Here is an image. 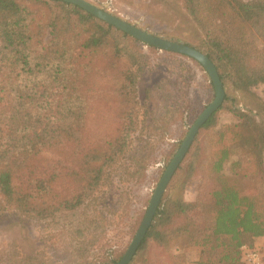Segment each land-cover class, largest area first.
Here are the masks:
<instances>
[{"label":"trees","instance_id":"1","mask_svg":"<svg viewBox=\"0 0 264 264\" xmlns=\"http://www.w3.org/2000/svg\"><path fill=\"white\" fill-rule=\"evenodd\" d=\"M182 3L223 87L254 96L264 85V0ZM253 32L261 47L248 38ZM143 45L72 3L0 0V215L52 222L78 213L73 239L100 237L104 189L122 160L144 176L148 141L138 137L144 120L137 89L149 62ZM165 101L170 124L185 108ZM217 111L176 169L169 186L175 196L164 195L138 251L153 243L168 264H179L185 255L174 249L187 247L198 249L197 264H243L241 246L264 238V128L240 110L236 122L218 127ZM136 141L144 144L140 153ZM199 172L205 181L193 200L184 199ZM245 178L259 179L261 188L242 193Z\"/></svg>","mask_w":264,"mask_h":264},{"label":"rangeland","instance_id":"2","mask_svg":"<svg viewBox=\"0 0 264 264\" xmlns=\"http://www.w3.org/2000/svg\"><path fill=\"white\" fill-rule=\"evenodd\" d=\"M87 1L147 32L191 45L203 52L204 35L184 9L182 0ZM248 38L259 47L262 46L256 33H251ZM155 49L151 50L145 44L142 47L149 56V62L137 87L140 116L144 120L142 133L138 137L148 141L143 178L132 174L134 167L130 166L128 157L122 160L112 184L104 189L105 201L102 204L107 206L104 210L107 220L102 234L94 241L90 238H85L84 241L73 239L72 230L76 218L79 217L78 213L52 222L24 219L15 212L0 215V264H114L123 256L140 226L153 190L166 165L193 121L214 99L209 76L196 60H190V57L182 54ZM178 62H185L186 69L179 68ZM156 84L159 85L157 89L154 88ZM223 88V108L216 113L218 127L236 122L234 111L240 110L249 114L264 128V85L253 88L254 96L243 94L231 87ZM166 97L185 108L170 124L163 120L162 106L166 104ZM142 145V142L136 141L134 149L140 153ZM224 174L230 176L229 164L225 165ZM202 176L200 172L193 175L183 192L184 199L191 201L195 198L198 186L205 181ZM170 181L161 201L166 193L171 197L175 196V189L169 187ZM239 188L245 194L255 193L261 188L260 180L241 179ZM82 209L89 212L88 208ZM191 216L195 220L202 217L197 210ZM81 243H84L82 247L84 254H87L84 263L80 262L83 253L78 250ZM256 246L264 253V242ZM174 252L185 255L179 264H197L198 249L183 247L174 249ZM26 257L32 259L24 261ZM128 264L168 262L161 249L152 243L142 251L136 250Z\"/></svg>","mask_w":264,"mask_h":264},{"label":"water","instance_id":"3","mask_svg":"<svg viewBox=\"0 0 264 264\" xmlns=\"http://www.w3.org/2000/svg\"><path fill=\"white\" fill-rule=\"evenodd\" d=\"M64 2L72 3L80 6L87 12L91 13L95 17L105 21L106 23L113 25L114 27L120 29L121 31L127 33L128 35L138 39L145 45L155 47L159 50L170 51L178 54L188 56L196 60L208 74L210 82L212 83L214 89V99L200 112V114L193 121L189 127L186 135L182 139L178 149L166 165L156 187L153 190L152 196L146 208L143 219L137 229L134 237L132 238L128 248L124 252L123 256L114 264H128L132 257L134 256L137 248L139 247L141 241L143 240L146 231L148 230L156 210L159 206L161 198L163 196L166 187L175 173L176 169L184 159L186 153L188 152L196 134L198 133L200 127L206 122V120L216 112L225 96L224 88L222 82L219 78L218 72L214 63L209 59V57L197 48L170 39L163 38L159 35L147 32L113 14L108 12L106 9L98 7L87 0H61ZM84 264H99V263H84Z\"/></svg>","mask_w":264,"mask_h":264},{"label":"built area","instance_id":"4","mask_svg":"<svg viewBox=\"0 0 264 264\" xmlns=\"http://www.w3.org/2000/svg\"><path fill=\"white\" fill-rule=\"evenodd\" d=\"M241 259L243 264H264V255L256 245L253 247L242 245Z\"/></svg>","mask_w":264,"mask_h":264},{"label":"crops","instance_id":"5","mask_svg":"<svg viewBox=\"0 0 264 264\" xmlns=\"http://www.w3.org/2000/svg\"><path fill=\"white\" fill-rule=\"evenodd\" d=\"M262 242H264V238H257L256 240H255V245L256 244H261Z\"/></svg>","mask_w":264,"mask_h":264}]
</instances>
